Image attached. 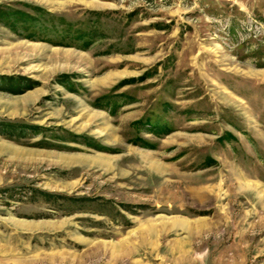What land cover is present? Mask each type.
I'll return each instance as SVG.
<instances>
[{"label": "rangeland", "instance_id": "374dc122", "mask_svg": "<svg viewBox=\"0 0 264 264\" xmlns=\"http://www.w3.org/2000/svg\"><path fill=\"white\" fill-rule=\"evenodd\" d=\"M0 264H264V0H0Z\"/></svg>", "mask_w": 264, "mask_h": 264}]
</instances>
